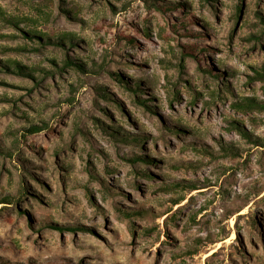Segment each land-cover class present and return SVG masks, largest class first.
I'll return each instance as SVG.
<instances>
[{"label": "rangeland", "instance_id": "rangeland-1", "mask_svg": "<svg viewBox=\"0 0 264 264\" xmlns=\"http://www.w3.org/2000/svg\"><path fill=\"white\" fill-rule=\"evenodd\" d=\"M263 69L264 0H0V264H264Z\"/></svg>", "mask_w": 264, "mask_h": 264}, {"label": "trees", "instance_id": "trees-1", "mask_svg": "<svg viewBox=\"0 0 264 264\" xmlns=\"http://www.w3.org/2000/svg\"><path fill=\"white\" fill-rule=\"evenodd\" d=\"M240 11V6H238L237 7V12H239ZM183 16L185 17V20H181V24L182 25H184L185 23H188L189 21H191L192 19L191 18H189V17H187V15H185V14H183ZM191 19V20H190ZM186 32H188V33H191V34H195V35H198V34H200L199 32H196V31H192V30H188V31H186ZM43 35V37L44 36H46V34H42ZM127 38H129V37H127ZM50 40V38L48 37V36H46V40L45 41H49ZM55 41L56 42H58V43H63V41H66V42H73L74 41V39H73V37L72 36H69V35H66V36H58V37H56L55 38ZM195 48L196 47H194V49L192 50H189V52H194V53H197L196 52V50H195ZM76 63L78 66H80V67H82V68H84V69H87L86 68V66L84 65V64H82V63H79V62H76L75 60H70V58L69 59H67V60H65L64 61V66H67L69 63ZM12 65V64H11ZM13 66V65H12ZM15 67H18V68H21L22 69V72H26V73H28V74H31V68H29V67H27V66H22V65H15ZM258 75H259V77L261 78V79H263L264 80V69H263V71H260V72H258ZM141 81H144L143 79H139L137 82H136V84H135V89L136 88H139V85H140V83H141ZM147 82L148 81H144V83H146L147 84ZM141 101L144 103V104H146V102H145V100H143V99H141ZM257 103V101H255V99H253V98H246V100H244V101H241V103H239V105L237 106V107H239V108H241V107H248V108H251V107H254V106H259V107H261V108H264V105H258V103ZM43 126L42 125H35V124H31L30 125V127H28V128H26V130H27V132H29V133H31V134H35V133H38V132H40V131H42L43 130ZM118 128L119 127H113L112 129H115V131H114V133L116 134V132H120L119 130H118ZM116 130H118V131H116ZM137 158H139V157H137ZM140 158H146V159H153V158H151V157H149L148 155L147 156H145V155H142ZM133 160H135L136 159V157H134V158H132ZM150 173V172H149Z\"/></svg>", "mask_w": 264, "mask_h": 264}]
</instances>
